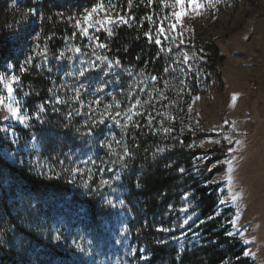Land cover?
Returning <instances> with one entry per match:
<instances>
[{
    "label": "trees",
    "instance_id": "16d2710c",
    "mask_svg": "<svg viewBox=\"0 0 264 264\" xmlns=\"http://www.w3.org/2000/svg\"><path fill=\"white\" fill-rule=\"evenodd\" d=\"M98 2L99 0L35 2L40 15L35 30L40 34L36 44L39 43L43 47L45 37L51 35L52 38L47 40V65L36 67L35 64L41 62L37 57L33 66L19 72L20 82L15 92L26 114L36 111L39 104L53 99L57 94L62 98L71 95L59 88L64 82H73L70 77L62 79L64 73L70 70V64L67 60L57 62L52 57L71 44L84 47L79 34L75 40L66 41L65 38H70L76 31L73 27L74 20L69 21L68 17L79 18L85 9H90ZM114 2L118 11L127 7V0ZM168 5L167 0H163V3L153 0L151 5L148 0H133L130 15H134L136 19L131 27H114L115 35L112 37H108L104 32L98 33L100 40L109 46L107 54L113 59L119 57L122 68L114 69L113 74L108 77L103 76L101 72L89 73L79 82L84 83L89 92H93L99 83L109 81L101 94L103 100L111 102L112 97H115L127 107L135 99H128V85L133 79L143 78L137 74H157L161 79L155 85L148 81L150 87L162 89L168 99L154 103V106L144 105L137 110L151 112L156 116L165 104L174 102L176 97V100L183 98L181 111L184 112L185 104L198 92L195 75L190 73L192 78L189 81L185 73L180 72L178 65L173 64V54L165 52L157 58L158 46L149 44L144 36L145 32L151 30L155 38L160 20L165 16L170 17ZM61 12L63 19L59 16ZM149 14H152L155 24L146 20ZM168 46L170 44L166 43L165 47ZM201 50V56L204 57L201 64H207L213 72L218 73L224 55L212 43H206ZM138 55L139 60L136 59ZM48 65L53 68L52 72L47 71ZM169 66L175 67L176 71L170 69L169 72H164L163 69ZM128 68L132 69L131 77L127 74ZM117 74L119 81L116 80ZM164 80L168 81L167 88L164 87ZM182 80L185 81L184 84H181ZM188 88L191 89L190 92H187ZM139 95L142 100L148 99L143 94ZM46 107L47 112L43 114L44 124L41 125L35 120L30 121L29 127L12 124L11 128L19 136V150L9 142L8 134L0 133V179L4 180V184L0 185V264H93L71 245L73 241H79V238L88 237L93 245L101 242L106 248L105 225L111 219L107 216L110 214L109 207L103 201L110 190L104 188L96 191L100 179L98 173L94 175L93 191H89L79 187L78 183H69L71 177L67 173L62 172L58 179H48L47 175L40 174L42 169H33L29 160H39L45 168L55 165L57 172L63 168L85 167L82 161L87 160L89 156L98 161L108 159L106 150L97 147L96 142L109 128L118 137L125 130L111 125L109 121L100 126L95 138L82 137L75 128L80 127L83 131L82 121L86 117L74 115L71 127L65 128L66 113L74 111V108L58 105V111L53 112L51 105ZM159 117L156 116L153 123L156 129H159ZM134 119L141 127L130 126L126 130V139L135 159L128 161L129 168L123 172V179L119 183L123 190L122 198L128 205L127 210L133 212V217L127 220L128 226L132 228L133 239L137 247H145L151 257L146 264H221L226 257L228 259L225 264H254L252 258L241 255L247 245L242 243L238 236L229 238L225 235L231 229L228 221L232 218L233 208L218 204L221 184L212 182V177L225 167L222 159L229 145L222 142L207 150L200 148L199 142L210 133L198 126L195 122L197 117L193 116L181 134L182 143L169 147L168 151L153 161L152 153L164 137L160 131L153 134L147 128L144 116ZM174 128L178 129V126L175 124ZM32 137L38 138L39 143ZM193 144L196 146L190 147ZM6 152L14 153L15 159L6 161L3 158ZM199 157L205 159L196 164ZM61 160L64 161L63 164L59 163ZM169 164L171 167L167 166ZM180 168L185 171L180 173ZM209 168L212 169L211 172L207 170ZM111 175L105 172V176ZM8 181H11L10 187L7 185ZM208 181L212 183H206ZM186 190H189L195 204L194 209L197 211L194 221L187 226L186 240L181 247L176 242L156 244L159 239H168L165 233L155 230L156 225L170 227V218L166 216L169 212L168 206H174ZM134 211L140 212V218ZM216 212L220 214L214 220L200 223ZM58 232L62 233L60 241L52 239ZM192 233L197 235L194 237ZM236 257L240 259L237 261Z\"/></svg>",
    "mask_w": 264,
    "mask_h": 264
},
{
    "label": "rangeland",
    "instance_id": "374dc122",
    "mask_svg": "<svg viewBox=\"0 0 264 264\" xmlns=\"http://www.w3.org/2000/svg\"><path fill=\"white\" fill-rule=\"evenodd\" d=\"M36 1L0 0V76L5 80L13 72L19 76L21 65L37 45L35 30L40 15L35 6ZM200 2L204 4L203 8L189 10L183 17L182 25L178 27V33H182V37L176 33L172 35L176 36V42L181 38L184 40L181 47L190 57L193 53L200 57L201 48L206 43H212L224 55V59L219 64L218 73L213 72L207 64H201L203 56V59L189 62L197 70L194 75L198 82V92L185 104L184 112L181 111L183 98L176 100V97L174 102L167 103L160 109L159 112L167 113L168 116H160L159 121L163 120V127L173 131L167 135L160 131L164 138L158 148H169L180 143L181 134L193 116L197 117L196 124L210 133L199 142L200 148L207 150L222 142L229 145L228 140L224 139L225 136L233 141H241L240 144H231L234 152H225L222 159L225 167L212 177V182L219 181L221 184L220 199L230 201L233 193L239 194L235 202H227L222 206L233 208L232 218L239 211V224L245 232V238L251 241L246 249L255 254L249 257L254 260V264H264V0ZM167 3L170 17L165 26L174 22L171 12L176 10L172 7L175 0H167ZM30 8H35L37 14L28 15L27 10ZM172 46L173 56L180 58V63L177 64L180 69L184 67L182 52ZM9 64L14 65V68L10 69ZM184 73L190 81L192 75L186 67ZM18 86L19 83L14 85L15 89ZM190 91L188 88L187 92ZM233 94H237L235 101L232 100ZM0 95L5 97V105H0V129L20 124L18 121L5 119L9 113L6 108L7 92L3 83H0ZM14 95L19 99L16 92ZM175 124L178 129L174 128ZM0 133L8 134L4 131ZM209 140L220 143H210ZM233 156V181L229 186L227 160ZM204 159L199 157L196 164L202 163ZM185 192L189 193V190ZM188 203V213L179 211L185 204L182 195L171 211L167 212L170 227L176 226L175 232L165 233L168 239L173 235L178 236L182 231L188 232V225L183 229L179 227L187 215H193L189 224L196 217L197 211L191 197ZM109 210L110 214L107 216L111 220L106 222L104 231L107 235L106 248L101 242L93 245L88 237L79 238L81 243L91 249L90 253H82L85 259L93 264H146L139 259L142 255L139 249L146 248L137 247L132 228L127 224V220L133 217V212L111 208ZM134 214L140 218L139 211H134ZM123 226L129 229L125 235L120 231ZM118 239L122 241L121 244L115 242ZM185 240L176 243L181 247ZM131 249H136L135 254ZM143 254L148 255L147 250Z\"/></svg>",
    "mask_w": 264,
    "mask_h": 264
},
{
    "label": "snow or ice",
    "instance_id": "6c2138e0",
    "mask_svg": "<svg viewBox=\"0 0 264 264\" xmlns=\"http://www.w3.org/2000/svg\"><path fill=\"white\" fill-rule=\"evenodd\" d=\"M153 0H148V4L151 5ZM163 3V0H160ZM211 2V0H209ZM218 3L219 0H216ZM107 5V6H106ZM187 5V7L185 6ZM215 7V4L212 5ZM133 0H127V7L122 11L117 10V4L114 0H99V2L93 5L90 9H85L84 12L80 15L79 18H75L72 16L68 17L69 21L74 20L73 27L76 29L72 33V36L66 37V41L75 40L77 34H79L80 40L83 42L84 47L82 48L78 44H71L65 49L59 50L58 54L53 55V59L57 62H61L67 60L70 64V70L64 73L65 78H72L73 82L71 84L64 82L59 85L60 89H63L66 92L71 93L67 98H62L60 94L54 96L53 99L45 100L41 104L37 106V110L31 112L30 114H26L22 111V106L20 100L16 98L14 95L16 89L14 85L20 82V77L13 72L7 80L4 77L0 76V83H3L6 92H7V112L9 113L8 117L5 119H12L18 121L21 125L25 127L30 126V121L35 120L39 124H44L45 120L43 118V114L47 112V105L52 106V111H58L56 106L58 105H68L74 108V111H69L66 113L64 124L65 128L71 127V121L73 120L74 115L80 117H86L82 121L83 131L80 127L75 128V131L79 133L82 137H92L95 138L97 131L100 129L101 125H105L107 122H111V125L116 126L117 128L125 130L124 133L118 137L115 132L109 131L96 142V146L100 149L106 150V155L108 159H100L99 161L91 156L88 157L87 160L82 161L85 167L75 166L70 168H63L60 172L55 171V165H49L47 168L39 161L29 160V164L32 165L33 169L39 167L42 169L41 175H47L48 179H58L60 178L62 172L67 173L71 178L69 179V183L77 184L79 187L84 189H88L89 191H93V182L94 175L98 173L100 179L96 185V191L99 189H109V196L104 198L103 203L107 205L111 209H120L127 210L128 205L126 200L122 198L123 190L120 185V181L123 179V172H125L129 168V160L135 159L133 152L130 150L128 141L126 139L127 129L130 126H135L136 128L141 127V125L135 121V117L144 116L146 120L147 128L155 134L156 132L162 131L165 135L172 132L173 129L163 127L164 121L160 120L158 123L160 124V128L156 129L153 127L154 121H156V116H165L167 117V113L157 112L156 116H154L151 112L138 111L137 109L143 108L144 105L157 103L161 100L168 99L164 95V91L158 87H150L148 81L151 82L152 85H155L157 81L161 79V77L157 74L146 75L144 73H138L137 75L143 76L142 79H133V81L128 85L127 97L129 100H132L134 97V102L128 105L127 107L122 105L120 100L112 97L111 102H105L102 97V93L107 87L109 81H105L103 83H99L98 86L93 90V92H89L87 86L84 83H80L82 78H85L89 73L93 72H101L103 76L108 77L113 74L114 69L122 68L121 60L119 57L110 58L107 54L109 51V46L107 43L102 42L98 33L104 32L108 37H112L115 35L113 32L114 27L120 26H128L131 27L132 23L135 21L136 17L134 15H130L132 12ZM172 7L176 10L171 12V17L174 18V22H169L166 26L164 21L169 18L165 16L160 20L159 24L156 27L155 38L153 37L152 31H148L144 33V36L147 38L149 44L154 43L158 46L157 58L160 57L161 54L167 52L168 54H173L174 45L177 50L182 52L184 67L180 68V72L184 73L185 67L189 73H193L197 71L193 69L192 65L189 63L191 60H199L203 59L202 56L198 57L195 53H193L192 57H190L187 51L182 49V45H184V40L181 38L179 42H176V36L172 35L176 33L182 37V33H178V27L182 25L183 17L189 12V10L195 11L197 9H201L204 7V4L200 2V0H175L174 5ZM28 15L37 14V10L35 8H30L27 10ZM199 15L200 13L197 12ZM61 19H63V13H59ZM42 18V17H41ZM146 20L150 23L155 24L156 21L153 20L152 14L146 16ZM141 27H143V22L141 23ZM39 33H36V39L39 40ZM52 37L49 35L45 37V44L43 47L37 43L35 49L30 52L23 64L20 67V71H26L28 67L33 66L34 62H36L37 57L40 58L41 62L36 63V67H43L47 65L49 60L47 40H50ZM169 43L170 46L165 47V44ZM137 60L140 59L139 55L136 57ZM180 58L179 56H175L173 59V64H179ZM8 67L14 68V65L9 64ZM171 71L175 72V67L169 66L163 69L164 72ZM59 68L57 67V71ZM47 71L52 72L53 68L48 65ZM127 74L131 77L133 76V72L131 68H128ZM116 80L119 81V75H116ZM164 87L167 88L168 81L164 80ZM185 81H181V84H184ZM51 92L52 89H49ZM183 91V88L181 89ZM139 94H143L147 96L148 99L142 100ZM199 99V97H196ZM237 99V94H233L232 100L235 101ZM0 105H5V97L0 95ZM174 121V118H172ZM227 124L228 121H225ZM34 127V126H33ZM0 131H4L8 133L9 142L13 143L17 150H19V136L12 128H3ZM32 139L37 140L38 138L32 137ZM135 139V137H133ZM225 140H228L229 147L228 152H234V149L231 147L232 143L240 144V140L233 141L230 137L225 136ZM182 143V141H180ZM210 143H220V141H211ZM196 145H190V147H195ZM201 147L203 146V141L201 142ZM139 147V145H136ZM169 149L167 147H159L152 153V159L155 161L156 157L162 155ZM6 161H11L15 159L14 153L6 152L3 157ZM235 157L227 160V183L231 186L233 177L232 172L234 168ZM60 164H63L64 161H59ZM88 165H91L90 167ZM171 167V164L167 165ZM209 172L212 171L211 168L207 169ZM180 173L185 171L184 168H180L178 170ZM105 172L111 173V176H105ZM206 183H212L208 181ZM219 184L220 182H215ZM4 184V180L0 179V185ZM7 185L11 186V181L7 182ZM239 194L233 193L231 195L230 201H226L224 199H219L218 204L224 205L227 202H235L237 200ZM190 198V193H183V199L185 200L184 206L179 209V211L188 213L190 204L188 203ZM169 212L172 209V205L168 206ZM220 213L216 212L213 215L208 216L205 220H201L200 223L203 224L207 221L214 220ZM167 215V213H166ZM193 219V215L189 214L183 219L182 223L179 225L181 229L184 228L185 225L189 224V221ZM240 213L237 210L236 215L228 221L231 225L232 231L226 232L225 235L229 238L239 236L240 241L245 245L250 244L251 241L245 238V232L242 226L239 224ZM127 226H123L121 228V234L125 235L128 232ZM155 230L157 232L162 233H170L175 232L176 226L173 225L171 227H166L163 224H157ZM189 231H191L189 229ZM2 232V230H0ZM6 235V233H2ZM188 232L182 231L178 236L173 235L169 239H159L155 243L158 245H165L170 242H179L181 240H185ZM195 237L197 233H192ZM52 239L56 241H60L62 239V233L58 232ZM117 244H121V240L115 241ZM75 248L76 251L80 253H90L91 249L87 248L85 244L80 241H73L71 245ZM140 255L139 259L144 262H148L151 257L150 255L143 254L145 253L144 248L139 249ZM131 252L135 254L136 249H131ZM241 255L243 256H254L250 250H242ZM225 260L221 261V264H225ZM237 261L240 257L235 258Z\"/></svg>",
    "mask_w": 264,
    "mask_h": 264
}]
</instances>
